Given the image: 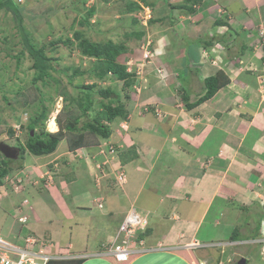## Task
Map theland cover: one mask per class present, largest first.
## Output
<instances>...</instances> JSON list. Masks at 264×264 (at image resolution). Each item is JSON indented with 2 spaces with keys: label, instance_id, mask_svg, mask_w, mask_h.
Returning <instances> with one entry per match:
<instances>
[{
  "label": "crops",
  "instance_id": "1",
  "mask_svg": "<svg viewBox=\"0 0 264 264\" xmlns=\"http://www.w3.org/2000/svg\"><path fill=\"white\" fill-rule=\"evenodd\" d=\"M224 3L235 12L242 6L239 15L250 14L248 7L254 8L255 22L264 25V0H222L220 6ZM220 21L214 20L212 36L226 45L230 67L199 63L207 34L198 33L190 37L195 40L188 44L186 55L172 58L187 72L178 75L181 87L172 75L156 76V84L142 85L137 97L126 96L127 90L120 93L127 115L111 123L107 139L116 140L119 152L136 154L122 162L116 152L107 151L111 160L118 156L111 173L115 176L114 169H124L122 188L116 187L113 175V179L102 177L101 183L96 182L93 165L104 161L100 145L107 139L76 149L63 139L50 153L28 150L20 168L12 165L16 159L8 163L11 170L7 174L24 180L22 192L15 193L10 186L11 193L0 200L2 220L11 212L7 205L13 211L14 238L21 232L36 233L51 239L56 252L70 249L52 264H74L78 259L83 260L80 264H118L99 254L134 208L149 219L144 235L148 249L121 264H157L163 258L176 259L179 264H237L242 258L246 264H264V108L257 72H237L238 67H233L237 54L231 49L236 47L223 42L227 24ZM242 23L245 38L246 30L252 32L255 27L249 29L251 23ZM162 48L167 51L166 46ZM189 57L206 68L190 67ZM158 58L165 62L164 53ZM249 62L254 69L260 60ZM219 70L229 77V83L197 103L206 91L205 79ZM172 98L177 103L163 104ZM144 102L151 104L144 107ZM157 105L164 107L161 115ZM92 153L95 159L90 158ZM80 156L81 160L73 161ZM20 216L27 217L26 225L18 223ZM158 264H168V260Z\"/></svg>",
  "mask_w": 264,
  "mask_h": 264
},
{
  "label": "rangeland",
  "instance_id": "2",
  "mask_svg": "<svg viewBox=\"0 0 264 264\" xmlns=\"http://www.w3.org/2000/svg\"><path fill=\"white\" fill-rule=\"evenodd\" d=\"M15 1L22 11L23 21L20 23L24 26L31 43L35 48L42 50L44 56L50 59L54 66V69H48L45 72H40L34 66L35 60L24 48L18 22L13 13L6 9L1 10L0 141L19 146L21 149L26 146L31 122H35L33 127L35 134L43 130L51 132L63 128L66 131L65 139L69 141L76 137L77 131H68L67 125L73 123L72 121L78 117L79 120L75 125L76 129L80 130L88 118L82 114L80 105L83 90L79 89L80 95H78L73 88L75 85L93 83L95 89L110 87L124 94L126 81L119 79L117 74H109L104 77L98 75L100 70L95 67L98 56L93 54V48L99 49L100 57L113 59V65L126 67V72L131 75L132 83L126 93L133 98L141 93L142 85L156 84V76L163 79L172 75L175 77L173 81L175 83L177 81V87H181V83H178V75L187 72L182 70V66L180 69L178 62L174 59L177 60L176 57L184 52L185 55L188 53L189 45L195 40L190 37L193 35L197 37L198 33L199 36L202 33L207 34L204 39L202 38V43L203 46H210L212 32L216 27L215 19L222 20L227 24V29L224 27L221 30L228 34L226 33L222 38L225 39L223 42L226 41L227 45L236 47L231 49V53L237 54L235 57L237 61L233 63L234 68L238 67L237 72L238 69H240L239 71L245 69L246 71L254 70L258 74V70L262 67L263 58H261L260 49L261 45H264V25H257L255 22L254 8L248 7L250 14L239 15L240 9H243L242 6L238 12H235V8L230 5L233 13L228 14L230 10L228 4L224 3L225 6H220L222 0H206L205 3L203 0L196 3L192 0ZM182 4L192 7V9L178 6ZM207 13L210 14V17H202L203 14L208 16ZM236 19L251 23H248L251 27L249 29L254 27L255 29L252 32L246 30L244 38L242 34L244 24L240 21L237 22ZM256 29H258L257 33H255ZM164 33L169 35L166 36L167 39ZM162 37L165 39L163 40ZM217 42L213 41L212 46H215ZM159 44H162V47L166 46L167 51L165 52ZM257 45L259 48L255 49ZM111 46L115 47L111 48ZM115 50V57H112L110 53ZM200 52L199 63H212L217 57V54L213 52L206 56L202 48ZM162 53L165 54L164 63L160 62L158 58ZM172 58H174V63ZM253 58L260 60L254 69L249 62V59ZM190 63L192 65L190 67L200 65V68L203 69L205 66L198 64L193 58H190ZM225 64L215 63V65L224 68L230 65L229 61ZM99 100V95L93 97L94 108H97L94 114L100 109ZM134 100L136 101V99ZM260 100L262 101L261 98ZM145 103H143L145 106L143 104L141 106L147 107L151 104ZM166 103L173 105L177 102L173 98L171 101L164 99L163 104L167 105ZM156 107V112L161 115L164 112V107L160 108L158 105ZM86 139L87 142L91 139L93 144H103V141L106 140L92 136L88 131H86ZM108 140H106L107 145L113 144L115 152L119 156L118 148L115 146L116 140L113 142ZM62 145L66 146L64 143ZM28 152L27 147L22 151L26 154ZM92 155L93 153L89 155L90 158L95 159L96 157ZM100 155H103L102 160L104 161H97V165L100 166H97L96 163L93 165L97 171L96 182L98 179L99 183H101L102 177L103 179L106 177L113 179L114 174L111 173V167L116 165V158H118L115 156L111 160V156L107 152ZM23 157L22 155L21 158L20 154L16 162H12L14 168L23 166ZM80 158L83 157H77L73 161L77 162L81 160ZM9 169L11 170V167ZM120 172L124 173L121 166L119 169H114L115 174L119 175ZM114 179L116 181L115 176ZM116 187L122 188L120 185ZM13 195L17 196L18 194ZM6 208L11 212H7L8 218L5 220L1 219L2 214H0V231L5 237L15 239L11 234L15 221L13 211L9 205ZM161 260H168V264H179L176 259L171 261L168 258H163ZM161 260H157L156 263L158 264Z\"/></svg>",
  "mask_w": 264,
  "mask_h": 264
},
{
  "label": "trees",
  "instance_id": "3",
  "mask_svg": "<svg viewBox=\"0 0 264 264\" xmlns=\"http://www.w3.org/2000/svg\"><path fill=\"white\" fill-rule=\"evenodd\" d=\"M192 1L196 3V2H200L201 0H192ZM178 6L181 8H185L186 6L189 9H192V7H189L185 4ZM3 9L12 12L15 17V20L18 22V29L22 37L24 48L34 58L35 60L34 66L37 69H39L40 72H45L48 69L51 70L54 69L52 61L44 56V52L42 50L35 48V46L31 43L30 38L26 33L24 26H22L20 23L23 21L22 11L18 6V4L16 3V1L0 0V11ZM220 22L222 23V21ZM213 41H218V39L212 37L209 42L210 46L213 44L212 43ZM208 46L209 45L207 46L204 45L203 47L207 48ZM112 47L115 46H111V48ZM92 52L94 55L98 56L96 58L98 59L97 63H95L96 69L100 70L98 75L104 77L109 74H117L119 79H123L124 81H126V87L124 89L126 91L128 87L132 84L131 75L126 72V67L113 65L112 63L113 59L100 57V51L98 48H93ZM115 53L116 50L112 51L110 54L112 55V57H115ZM229 81H230L229 77L222 70L217 71L214 75L208 76L204 81L206 91L204 95H202L197 100V103L203 102L204 100H207L208 98L212 97L217 92V90H219L222 86L228 84ZM73 88L76 90L78 95H80L78 92L79 89L83 90V96L81 99L82 103H80V105L82 107V114L88 119L82 125L80 130L79 128L76 129V125H75L76 122H78L79 120L78 117H76V119L72 121L73 123L67 125L68 131H73V132L77 131L76 137L73 138L72 140L69 139L68 141L69 148L76 149L82 146L92 145L93 143L91 139L90 141L87 142L86 131H88L89 134H91L92 136H97L104 139L109 138L112 133L111 123H113L118 117H126L127 115L126 114L127 111L125 108L126 105L125 102L122 100L121 94L118 91H116L114 88H110V87L95 89V85L93 83L87 85H81V86L75 85ZM96 95L100 96V100L98 102L100 109L98 108L99 110L97 111V113L94 114L97 108L96 109L94 108L95 105H93L94 104L93 97ZM126 96H128V93H126ZM185 99L187 98L185 97ZM34 126H35V122H31L30 129H33ZM65 138H66V131H64L63 128H60L56 132L55 131L46 132L45 130H43L40 133L35 134L34 136H31V134L29 133L26 147L29 151H31L34 154L50 153L55 151L60 141ZM0 154L2 153L0 152ZM1 156L2 159L0 161V181L3 180L2 178H4L7 175L9 171L8 163L12 160L9 158L7 160V158H5L3 154ZM119 156L122 162H125L126 159L130 158L132 155H131V151L130 152L121 151L119 152ZM145 233L141 235L144 236ZM82 261H83L82 259H78L75 260V262L73 263L80 264L82 263Z\"/></svg>",
  "mask_w": 264,
  "mask_h": 264
},
{
  "label": "built area",
  "instance_id": "4",
  "mask_svg": "<svg viewBox=\"0 0 264 264\" xmlns=\"http://www.w3.org/2000/svg\"><path fill=\"white\" fill-rule=\"evenodd\" d=\"M220 48L214 47L210 51L204 50V54L208 56L213 52L217 54V57L213 60V63L217 64L224 61L221 54H225V47L216 45ZM261 58L262 67L258 70L257 81L259 84L261 103L264 108V45H261ZM100 154L105 153L106 149L103 145ZM111 152H114L113 146H110ZM78 152V151H77ZM80 155V153H77ZM57 164H55V167ZM100 166V165H98ZM49 172H47V175ZM51 175V174H50ZM49 175V179L52 178ZM116 183L123 184L125 182V173L120 172L119 175H115ZM5 182H10L15 191H20L23 188L24 180L21 177H9L5 178ZM4 181L0 182V200L8 194L7 185ZM28 200L25 199V203ZM17 220L24 225L27 217L20 216ZM148 225V218L141 215L136 209H130L125 215L123 222L121 223L118 233L115 235L112 241L107 247L101 250L100 255L112 256L117 260H125L127 257L137 252L139 247L143 244V241H137V232L144 230ZM55 244L45 238L44 236L36 235L33 233H20L17 238L9 239L0 233V264H48L53 258H62L66 254L70 253V249L66 252L55 251ZM68 256V255H67Z\"/></svg>",
  "mask_w": 264,
  "mask_h": 264
},
{
  "label": "clouds",
  "instance_id": "5",
  "mask_svg": "<svg viewBox=\"0 0 264 264\" xmlns=\"http://www.w3.org/2000/svg\"><path fill=\"white\" fill-rule=\"evenodd\" d=\"M216 45H221V46H223V47H225V54H221L222 56H223V58H224V61H222L221 63L222 64H225V63H227L228 61H229V59H228V57H227V47H226V45L225 44H223L222 42H220V41H218L217 43H216ZM216 45L215 46H212L211 45V47L209 48V47H207V48H204L203 46H202V49L203 50H208V51H210L212 48H214V47H216ZM200 56H201V52H200ZM211 63V62H210ZM212 65H215L213 62L211 63ZM219 64V63H218ZM34 131V135H35V129L33 128V129H30V134H31V131ZM58 131V130H57ZM52 132V131H51ZM56 132V131H55ZM33 135V136H34ZM32 136V135H31ZM104 139V138H103ZM105 140V139H104ZM1 142V141H0ZM8 144V143H7ZM10 145V144H9ZM100 145V144H99ZM12 146H14V145H12ZM103 146H104V148L106 149L105 151L107 152V151H110L111 152V150L109 149V147L110 146H113V144H111V145H107V143L105 142L104 144H103ZM16 147H19V146H16ZM20 148V154H21V156L24 154V153H22V151H23V149L25 148L26 149V146L25 147H23L22 149H21V147H19ZM28 150V149H27ZM113 150H114V152H115V149H114V146H113ZM1 152V151H0ZM113 153V152H112ZM20 156V155H19ZM10 159V158H9ZM17 159V158H16ZM56 164V163H55ZM54 164V165H55ZM7 176H9V177H14V176H10L9 174H7L4 178H2L3 180H1L0 182H2V181H4L5 182V178L7 177ZM98 182V181H97ZM6 183V182H5ZM24 183V182H23ZM115 183H116V181H115ZM6 184H8L7 185V190H8V194L7 195H5L4 197H6V196H8L9 195V193H10V190H9V187L10 186H12V184L10 183V182H7ZM116 185H119V184H117L116 183ZM123 184H120V186H122ZM23 187H24V184H23ZM12 188H13V186H12ZM23 189L24 188H22L20 191H15L14 190V188H13V190L15 191V192H18V193H20V192H22L23 191ZM3 197V198H4ZM28 200V199H27ZM28 203V202H27ZM27 203H25V200H24V204H27ZM144 216H146V215H144ZM148 218V217H147ZM124 220V219H123ZM26 222H27V220H26ZM123 222V221H122ZM121 222V223H122ZM18 223H20L19 221H18ZM21 224V223H20ZM22 225V224H21ZM24 225H26V223H24ZM121 225V224H120ZM148 226H149V219H148V225H147V227L144 229V230H139L138 232H137V238H136V240L137 241H140V240H142L143 241V244L141 245V247H139L138 245H137V247L138 248H141V249H139L137 252H135V253H133V254H131V255H129L128 257H127V259H125V260H117V259H115L114 257H112V256H105V255H103V256H105V257H108V258H111L113 261H115L116 263H118V264H120V263H128V262H130L134 257H136V256H138V255H140V254H142L143 252H145V251H147V246L145 245V238H144V236H142L141 234H144L145 232H146V230H147V228H148ZM120 227V226H119ZM118 230H119V228H118ZM117 233H118V231H117ZM116 233V234H117ZM33 234H36V233H33ZM36 235H38V234H36ZM40 236H42V235H40ZM45 237V236H44ZM115 237V236H114ZM45 238H47V237H45ZM47 239H49V238H47ZM49 240H51V239H49ZM52 241V240H51ZM53 242V241H52ZM54 243V242H53ZM55 244V243H54ZM56 246V245H55ZM108 246V245H107ZM106 246V247H107ZM150 250V249H149ZM100 255V254H99ZM63 258V257H62ZM62 258H53L52 260H50L49 261V263L48 264H50L52 261H54V260H56V259H62Z\"/></svg>",
  "mask_w": 264,
  "mask_h": 264
},
{
  "label": "water",
  "instance_id": "6",
  "mask_svg": "<svg viewBox=\"0 0 264 264\" xmlns=\"http://www.w3.org/2000/svg\"><path fill=\"white\" fill-rule=\"evenodd\" d=\"M31 135H34V131H31ZM0 151L6 157L10 159H16L20 155V148L7 144L6 142H0ZM237 264H246V258H242Z\"/></svg>",
  "mask_w": 264,
  "mask_h": 264
}]
</instances>
